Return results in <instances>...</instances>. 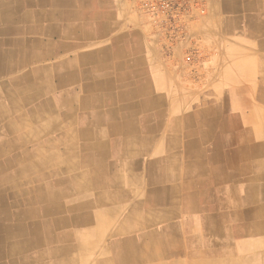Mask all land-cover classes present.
I'll list each match as a JSON object with an SVG mask.
<instances>
[{
	"label": "crops",
	"instance_id": "1",
	"mask_svg": "<svg viewBox=\"0 0 264 264\" xmlns=\"http://www.w3.org/2000/svg\"><path fill=\"white\" fill-rule=\"evenodd\" d=\"M149 1L0 0V264H264V0Z\"/></svg>",
	"mask_w": 264,
	"mask_h": 264
},
{
	"label": "built area",
	"instance_id": "2",
	"mask_svg": "<svg viewBox=\"0 0 264 264\" xmlns=\"http://www.w3.org/2000/svg\"><path fill=\"white\" fill-rule=\"evenodd\" d=\"M204 0H155L145 5L156 21L166 28H181L194 13L205 14Z\"/></svg>",
	"mask_w": 264,
	"mask_h": 264
},
{
	"label": "bare ground",
	"instance_id": "3",
	"mask_svg": "<svg viewBox=\"0 0 264 264\" xmlns=\"http://www.w3.org/2000/svg\"><path fill=\"white\" fill-rule=\"evenodd\" d=\"M8 127V126H7ZM15 129H16V126H15ZM6 132V131H5ZM3 147V146H2ZM5 147V146H4ZM4 181V180H3ZM36 224V223H35ZM2 243V242H1ZM3 249V248H2ZM1 251V250H0ZM2 252V251H1ZM1 254V253H0Z\"/></svg>",
	"mask_w": 264,
	"mask_h": 264
}]
</instances>
